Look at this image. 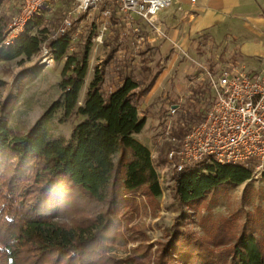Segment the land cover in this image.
<instances>
[{
    "label": "trees",
    "instance_id": "16d2710c",
    "mask_svg": "<svg viewBox=\"0 0 264 264\" xmlns=\"http://www.w3.org/2000/svg\"><path fill=\"white\" fill-rule=\"evenodd\" d=\"M46 21L33 18L8 38V22L0 20V63L30 60L44 47L55 61H65L60 99L27 132L13 133L0 101V264H264V241L248 223L233 232L231 219L217 226L219 235L227 233L209 241L177 220L153 253L141 243L124 258L116 255L117 239L124 237L119 210L138 192L150 201L163 192L152 149L135 135L147 121L142 100L161 71L144 64L141 79L125 72L117 89L105 92L106 69L97 65L80 103L91 38L73 49L72 30L51 36ZM59 110L62 120L82 117L69 138L48 128V117ZM253 174L241 163L208 158L175 172V198L195 208L224 183L241 184Z\"/></svg>",
    "mask_w": 264,
    "mask_h": 264
},
{
    "label": "rangeland",
    "instance_id": "374dc122",
    "mask_svg": "<svg viewBox=\"0 0 264 264\" xmlns=\"http://www.w3.org/2000/svg\"><path fill=\"white\" fill-rule=\"evenodd\" d=\"M0 1V20L8 22V30L20 11L23 0ZM111 2L113 12L107 21L101 16V9L109 5L107 0L101 1L99 9L88 12L80 10L78 0H47L34 19L46 18L44 24L48 26V33L52 36L59 34L64 21L69 18L72 21L70 29L73 32V49L82 47L91 38L90 72L82 88L80 103L97 65L106 69L105 92L115 90L125 72L141 79L144 64L150 63L161 74L164 68L168 69L162 83L163 95L168 92L167 96L160 94L149 107L143 106L141 115L149 122L143 132L135 134L141 142L151 146L163 192L158 199L152 201L143 192H138L129 204L119 210L124 237L117 239L114 250L116 255L124 258L141 243L153 248V253L157 244L167 239V230L177 220L182 228L197 233L207 241L210 238L214 240L215 234L223 237L227 233L224 229L219 235L217 229L218 225L224 226L227 219L235 220L233 232L237 233L243 224L248 223L259 239L264 241V178H252L237 185L224 183L200 200L195 208L182 207L175 198V173L167 159L168 151L174 144L167 137L159 141L165 131L169 103H175L177 96L183 98L181 107L173 118L172 127L179 140L193 124L205 116L212 104V85L207 70L220 74L230 69L229 63L238 60L225 59L224 48L228 47L223 43L209 44L205 38L200 40L194 54L185 51L183 47L180 50L179 47H174L170 33L158 29L157 18L152 22L145 21L135 13L124 12L115 0ZM104 26L103 41H97L95 38ZM219 51L221 54L215 56ZM43 53L30 60L18 58L0 63V101L6 103L7 121L16 135L25 133L34 126L37 119L62 94L59 84L65 61L54 60L51 65L42 61ZM81 119L77 115L69 120H62V112L59 110L51 114L46 122L53 133L69 138L73 127ZM68 218L66 216L65 219ZM230 242L232 241L225 240L224 244ZM210 244L214 245V242L211 241ZM215 259L218 260L216 257Z\"/></svg>",
    "mask_w": 264,
    "mask_h": 264
},
{
    "label": "built area",
    "instance_id": "2783aa9c",
    "mask_svg": "<svg viewBox=\"0 0 264 264\" xmlns=\"http://www.w3.org/2000/svg\"><path fill=\"white\" fill-rule=\"evenodd\" d=\"M47 0H23L20 11L8 29V38H15L40 13ZM102 0H78L81 11L99 9ZM101 9V16L110 18L112 0ZM124 12L135 13L143 20L154 21L161 10L174 0H115ZM197 0H192L196 2ZM111 3V4H110ZM72 21H64L60 32L71 28ZM103 30L95 38L102 42ZM42 61L53 64L51 49L44 47ZM186 53L184 52V55ZM212 85V104L205 116L193 124L179 140L174 135L173 118L181 107L182 99L169 103L164 134L174 146L167 159L174 173L208 158L219 163H241L254 170L253 178H264V70L256 72L235 66L220 74L207 70ZM153 158V154H152Z\"/></svg>",
    "mask_w": 264,
    "mask_h": 264
},
{
    "label": "crops",
    "instance_id": "0c3cea01",
    "mask_svg": "<svg viewBox=\"0 0 264 264\" xmlns=\"http://www.w3.org/2000/svg\"><path fill=\"white\" fill-rule=\"evenodd\" d=\"M157 20L158 29L170 33L174 47L180 50L183 47L194 54L200 40L205 38L209 44L223 43L228 47L224 48L223 57L238 60L229 63L230 68L239 66L256 72L264 70V0H174L170 7L160 11ZM167 70L164 68L144 97L140 115L141 109L149 107L158 95L167 96L168 92L163 95L162 91ZM180 98L183 99L177 96L175 103Z\"/></svg>",
    "mask_w": 264,
    "mask_h": 264
}]
</instances>
